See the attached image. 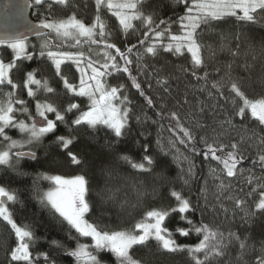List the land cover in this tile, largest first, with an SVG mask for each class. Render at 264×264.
<instances>
[{
	"label": "snow or ice",
	"instance_id": "snow-or-ice-1",
	"mask_svg": "<svg viewBox=\"0 0 264 264\" xmlns=\"http://www.w3.org/2000/svg\"><path fill=\"white\" fill-rule=\"evenodd\" d=\"M175 2L183 5L179 14L168 20L159 19L158 22L154 15L142 10L143 0H94L95 16L90 24L77 18L74 13L66 18L47 16L33 29L36 36H48L40 44L38 54L28 50L26 38L22 36H0V45L6 46L12 52L9 62L0 60V166L13 168L14 164H19L24 158L35 160L37 154L32 147L40 144L50 134L55 135L60 124H67L71 132H78L85 126L92 131L106 129L113 137V150L119 151L118 145L124 143L125 137L129 135L133 112V101L127 94L125 85L113 86L109 82L110 77L121 73L128 76L131 87L144 98L147 108L154 113L155 119L146 115L145 122L151 119V123L158 125L161 131L170 133L165 155L172 154L177 162H188L189 178L195 176V165L183 155L178 145L196 156L202 155L204 161H214L216 164L209 168V176L218 181L212 193L214 202L209 199L206 184L200 189L203 205L199 200L194 205L191 198L173 188L169 196L174 204L169 203L167 207L146 211L142 219L130 229L111 231L101 229L87 218L93 204L90 202L92 184L86 175H75L71 178L38 175L36 181L42 179L51 185L47 191H41L38 183L34 181L40 204L48 208L61 224L67 225L70 237L73 230L76 234L72 237L77 241L75 248H65V254L73 257L75 264H103L99 258L102 253H110L116 264H143L141 260L134 258V246L148 247L153 240L159 249L167 253L186 251L193 264H221L219 258L227 254L234 242H239V249L243 253L248 247L245 240L231 231L225 235L203 219L205 213L218 215L222 210L226 214L229 209L225 206V201H232L236 209H243L246 200L233 194L234 183L242 178L251 188L248 196L258 193L255 211L250 214L264 213V135H258L254 130L249 134L246 126L250 114L251 120L257 122L256 126L264 132V98L249 99L242 90L241 81L231 78L229 95H225L224 77H211L205 57L206 49L209 53L208 59L217 52L225 53L230 57L227 67L231 69L233 64L240 66L238 61L243 55L242 69L248 72L255 68L256 63L264 67V40L258 46L250 45L243 53L239 32L236 33L234 41L219 32L216 34L218 43L215 46L211 43L206 45L202 40L205 34L215 33L220 22L227 18H235L241 25L253 24L258 17L264 18V0ZM34 4L47 5L49 10L56 6L69 9L71 0H34ZM105 10L115 18L120 32L124 34L133 30L134 22L139 21L144 27V38L121 50L110 40L111 33L104 20ZM173 25L177 27L174 29ZM85 45L87 53L82 50ZM65 47L76 51H65ZM161 53L183 58L190 64V67L179 68L181 73L190 75L195 82L190 81L191 87L186 88L183 93L179 89H173L172 81L179 77L165 75L159 69L144 71L149 67L148 59H156ZM37 55L41 61L46 59L51 62L55 76L62 81L67 95L87 99L86 109L81 108L78 103L69 102L61 110L49 99H36L35 115L30 112L29 102L17 95L20 85L14 81L13 75L14 70L18 73L24 62L33 61ZM134 63L137 71L145 76L148 90H157L155 99L146 93L143 83L133 75ZM68 64L74 65L75 71L79 73L78 83L71 82L65 74L62 66ZM215 71L218 73L220 69ZM153 80L155 84L152 83ZM6 87L10 90L4 91ZM22 87L26 90L27 97L32 99L41 91L45 94L56 93L47 80L37 78L36 70L25 73ZM201 95H205L206 99H201ZM221 100L225 103L221 104ZM229 103L233 106L232 112L227 108ZM68 113L75 115L70 122L66 119ZM19 116L26 119H20ZM235 117L240 120L236 121ZM136 120L138 124L141 123L139 116ZM241 128L244 129L243 133L239 131ZM12 129L21 134V139H14L6 131ZM140 135L145 134L141 132ZM75 141V135H55V142L66 159L72 165L80 167L84 160L73 151ZM157 144L164 151L160 139ZM198 144L202 148H197ZM136 147L140 151L139 161L128 154L119 155L118 161L137 173H151L155 163L151 145L137 139ZM25 148L28 150L24 151ZM246 162H250L247 167ZM257 168L260 175L254 172ZM103 171L110 178V170L105 168ZM181 172H184L183 168ZM246 172L247 176L244 175ZM181 178L185 185L189 183V179H184L183 175ZM117 191L118 189L114 191L105 185L97 195L106 203L116 199ZM146 194L143 192L141 196ZM5 201L16 203L17 196L0 186V220L10 226L16 241L10 250L11 264H40L41 257L43 264H55V259L49 253L33 255L30 249L36 240L34 232L28 225L18 226ZM197 212L201 214L199 220L196 219ZM177 217L180 223L174 230L170 229L166 222ZM175 234L180 237L196 235L200 239L192 246L181 245L174 238ZM80 238H89L91 243L80 242ZM51 245L64 247L57 240H52ZM256 264H264V254L256 258Z\"/></svg>",
	"mask_w": 264,
	"mask_h": 264
},
{
	"label": "trees",
	"instance_id": "trees-1",
	"mask_svg": "<svg viewBox=\"0 0 264 264\" xmlns=\"http://www.w3.org/2000/svg\"><path fill=\"white\" fill-rule=\"evenodd\" d=\"M143 11L152 14L156 17L157 22L159 19L168 20L171 17L179 14L180 8L183 5H177L175 0H143ZM175 9V11H173ZM31 15L36 16L37 21L45 19L47 16L51 18H66L68 15L76 14L77 18L85 23L92 22L95 16V4L90 0H71V7L69 9H62L59 6L54 7L52 10L47 8V5L35 7L32 4ZM104 20L108 25V30L111 33L110 40L117 44L121 50L125 49L126 45L136 44L138 40L143 39L144 27L139 21H135V27L130 30L128 34L120 32L118 23L114 17H110L105 10ZM177 25H173L175 29ZM223 32L229 37L230 41H234L236 33H240V43L242 53L247 50L250 45H259L264 40V18H257L253 24L241 25V22L235 18H227L226 21L220 22V27L215 30V33L205 34L202 37L203 42L207 45L209 43L214 46L218 43V34ZM48 36L37 38L34 41L28 42L30 47L29 51L38 54L39 48L36 41H44ZM150 42V41H149ZM6 46L0 45V52H5ZM65 51H76L72 48H64ZM87 53V46L82 48ZM142 50V49H141ZM95 56V53H93ZM206 62L208 64V71L212 78L219 79L224 77L225 95H229L228 87H230V78L241 81L242 90L245 92L249 99L264 98V67L260 63H256L255 68L248 72L243 71L242 65L244 64L243 55L237 64H233L229 69L227 64L230 57L225 53L217 52L215 56L209 57L207 49L205 50ZM11 57L8 56L7 60L10 61ZM133 60L135 57L133 56ZM249 62L251 60L249 59ZM149 67L145 68V72H152L153 69H159L163 74H171L179 79H173V89H179L181 93L186 88H190L192 81L191 76L179 71L181 66L190 67V64L183 60V58H176L167 53H161L156 59L149 58L147 61ZM65 69V74L73 83H77L78 74L73 65L68 64L62 66ZM219 68L217 73L215 70ZM36 70L38 79H45L49 82L50 86L56 90L55 94H45L42 91L38 92L35 99L28 98L26 90L22 87V81L27 71ZM134 76L143 83L146 93L151 95L153 99L156 98L155 92L157 90L149 91L145 76L137 71L135 63L132 66ZM13 79L20 85L17 89V95L20 98L27 100L30 112L35 115V100L49 99L50 102L57 105L61 110L67 107L69 102H75L81 105V108L86 109L85 99L80 97H71L66 94L63 88V83L59 77L55 76V70L52 68L51 63L46 59L41 61L37 57L31 62H24L21 65L20 71L17 73L14 70ZM110 84L113 86L123 84L130 99L133 101V112L130 120V132L125 137L124 143L118 145L119 151L113 150L112 140L113 137L106 129L99 131H92L87 129L86 126L78 132H71L67 124H60L58 131L55 135H75L76 141L73 151L80 154L84 163L77 167L72 165L64 156L63 151L55 142V135L45 137L43 141L32 147L36 152L37 157L35 160L22 159L19 164H14L13 168L0 166V186L5 187L6 190L16 194L17 202H9L8 208L13 214L14 220L18 226L28 225L34 232L36 240L31 246L33 255L39 253H49L54 259L55 264H75L73 257L65 254V248L74 249L76 240L74 230L69 234L66 224H61L57 218L51 213L48 208L43 207L37 197V192L34 188V181L38 175H61L66 178L74 177L75 175L84 174L92 184L90 193V202L93 204L92 211L88 215L89 222L96 224L103 230H126L134 226L136 222L142 219L146 211L153 208L167 207L169 203L174 204L171 200L169 193L174 188L177 191H182V194L191 198L195 205L199 200L203 205V197L200 195V189L205 186L208 187L209 199L213 200L212 193L215 191L214 185L218 181H214L209 176V168L215 167L214 161L208 162L203 160V156H196L190 151L184 149L182 145H178L183 155L188 157V160L195 165V176L189 178L187 175L188 162L181 160L177 162L172 154L165 155L168 149V140L170 133L161 131L158 125L152 124L151 119L145 122V116L155 119L154 113L148 109L143 97L131 87V81L125 74H116L109 78ZM155 84V80L152 81ZM10 90L5 88L4 91ZM2 98V94H0ZM201 99H206L205 95H201ZM237 102L238 98H237ZM221 104L225 102L220 101ZM229 112L233 111L231 103L227 105ZM141 118V123H137L136 117ZM20 119H26L20 116ZM75 118L73 113L66 115L67 121ZM239 121V117H235ZM257 122L252 121L249 114L247 122V129L249 134L251 131H256L258 135H264V132L256 126ZM8 134L14 139H21V134L17 130H6ZM243 133L244 129H239ZM143 132L145 135L141 136ZM236 134L235 132L233 133ZM137 139L145 141L151 145V154L154 158V167L151 173H137L133 171L128 165L118 161L117 157L121 154L131 155L134 159L140 160V151L136 147ZM160 139L164 151L161 146L157 144ZM197 148H202V145H197ZM27 151L28 148L23 149ZM255 150H252L254 154ZM250 162H246L247 167ZM107 168L111 172L110 178L105 176L104 169ZM181 168L184 172H181ZM256 175H260V170H254ZM184 179H189L187 185L184 184ZM245 176L248 175L246 172ZM41 191H47L51 186L48 181H36ZM107 185L112 190H117L116 199L114 201L102 202L97 192ZM155 189V192L153 190ZM147 194L141 196V193ZM251 188L247 185L246 180L243 178L233 185V194L246 200L243 209H236L232 201H225V206L229 211L225 214L221 210L218 215L211 213L204 214V221L213 228H218L224 232L225 235L229 231L236 233L241 239L245 240L248 247L241 253L238 243L234 242L227 254L219 258L221 264H256V258L264 252V213L257 212L255 215L250 213L255 211V203L258 202V193L254 196H248ZM200 212H197L196 219H200ZM170 229H175L179 222L178 217L166 222ZM183 226V225H181ZM178 244L181 245H195L198 243L200 237L192 235L191 237H180L178 234L174 235ZM52 240L61 242L64 247L57 248L51 245ZM80 242L91 243L89 238H80ZM15 235L12 233L10 226L6 222L0 220V264H11L10 250L15 246ZM133 256L137 260H141L143 264H193L188 257L187 252L167 253L159 249L156 242L153 240L150 246H134ZM103 264H116L115 258L110 253H102L99 257ZM40 264H43L41 257Z\"/></svg>",
	"mask_w": 264,
	"mask_h": 264
},
{
	"label": "water",
	"instance_id": "water-1",
	"mask_svg": "<svg viewBox=\"0 0 264 264\" xmlns=\"http://www.w3.org/2000/svg\"><path fill=\"white\" fill-rule=\"evenodd\" d=\"M31 9L30 0H0V36L19 35L26 38V42L45 37L34 34L36 23L31 18ZM5 203L8 206L9 202Z\"/></svg>",
	"mask_w": 264,
	"mask_h": 264
},
{
	"label": "rangeland",
	"instance_id": "rangeland-1",
	"mask_svg": "<svg viewBox=\"0 0 264 264\" xmlns=\"http://www.w3.org/2000/svg\"><path fill=\"white\" fill-rule=\"evenodd\" d=\"M33 2H32V4L35 6V7H40V6H37V5H35L34 4V0H32ZM90 1H92L93 3H94V0H90ZM32 11V10H31ZM109 16H110V14H108ZM110 17H112V16H110ZM31 18H32V20L36 23V24H38L39 23V21H37L36 20V16H34V15H31ZM87 24V23H86ZM90 24V23H89ZM34 40H36V39H34ZM34 40H32V41H34ZM28 42H31V41H27L26 42V44H27V46H28V48L30 47V45L28 44ZM37 43L36 44H38V48H39V50H40V44L43 42V41H36ZM7 48V47H6ZM8 56L9 57H11L12 56V52H11V50L9 49V48H7L6 50H5V52H0V60H3L4 62H9L8 60H7V58H8ZM48 62H50V61H48ZM51 63V62H50ZM74 66V65H73ZM75 68V67H74ZM78 74V80H79V73H77ZM77 83H78V81H77ZM7 88V87H6ZM80 98H82V99H85V102H86V108H87V105H88V101H87V99L86 98H83V97H80ZM34 106H32V108H33ZM31 108V109H32ZM30 108H29V110H31ZM19 115V114H18ZM50 116H52V114H50ZM20 117V116H19ZM22 117V116H21ZM52 118H54V117H52ZM26 122H29L30 123V121H26ZM12 130H15V129H12Z\"/></svg>",
	"mask_w": 264,
	"mask_h": 264
},
{
	"label": "flooded vegetation",
	"instance_id": "flooded-vegetation-1",
	"mask_svg": "<svg viewBox=\"0 0 264 264\" xmlns=\"http://www.w3.org/2000/svg\"><path fill=\"white\" fill-rule=\"evenodd\" d=\"M31 1V3L33 2L32 0H30Z\"/></svg>",
	"mask_w": 264,
	"mask_h": 264
}]
</instances>
